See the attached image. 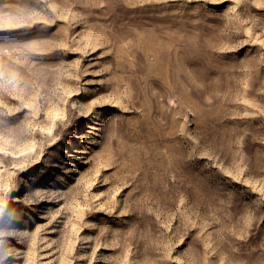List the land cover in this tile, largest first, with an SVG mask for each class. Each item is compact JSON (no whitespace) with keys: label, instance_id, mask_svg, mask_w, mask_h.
I'll return each instance as SVG.
<instances>
[{"label":"rangeland","instance_id":"1","mask_svg":"<svg viewBox=\"0 0 264 264\" xmlns=\"http://www.w3.org/2000/svg\"><path fill=\"white\" fill-rule=\"evenodd\" d=\"M2 264H264V0H0Z\"/></svg>","mask_w":264,"mask_h":264},{"label":"clouds","instance_id":"2","mask_svg":"<svg viewBox=\"0 0 264 264\" xmlns=\"http://www.w3.org/2000/svg\"><path fill=\"white\" fill-rule=\"evenodd\" d=\"M0 264H2V262H0Z\"/></svg>","mask_w":264,"mask_h":264}]
</instances>
